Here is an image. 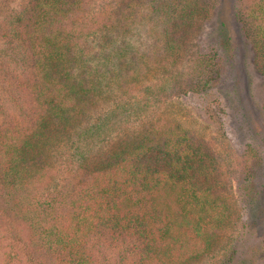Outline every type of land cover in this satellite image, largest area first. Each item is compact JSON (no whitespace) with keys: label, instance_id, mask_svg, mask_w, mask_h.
<instances>
[{"label":"trees","instance_id":"obj_1","mask_svg":"<svg viewBox=\"0 0 264 264\" xmlns=\"http://www.w3.org/2000/svg\"><path fill=\"white\" fill-rule=\"evenodd\" d=\"M13 1L0 0V96L12 107L0 113V264H107L108 250L127 264H204L233 211L214 150L179 123L111 143L110 118L93 113L158 73L177 95L212 90L226 57L185 51L212 6L22 0L14 11ZM242 1L235 18L264 74V0ZM100 138L109 147L95 154Z\"/></svg>","mask_w":264,"mask_h":264},{"label":"rangeland","instance_id":"obj_2","mask_svg":"<svg viewBox=\"0 0 264 264\" xmlns=\"http://www.w3.org/2000/svg\"><path fill=\"white\" fill-rule=\"evenodd\" d=\"M119 1L94 0L109 11ZM201 1L212 7L192 29L185 51L191 56L215 46L221 50L226 59L217 85L206 94L177 95L163 83L162 74H153L155 79L144 81L135 92L123 95L115 90L93 115L110 118L105 137L111 143L126 131L162 123H179L204 138L219 158L233 209L231 224L204 264H264V74L251 40L235 18L244 2ZM10 7L19 11L22 0H14ZM137 27L136 34L144 35L145 30ZM1 98L0 113L11 112L9 102ZM102 142L96 140L93 153L108 150L109 143ZM72 166L67 161L57 169L56 184L65 181ZM4 241L0 234L2 246L7 245ZM106 256L107 264L128 262L118 251L108 250Z\"/></svg>","mask_w":264,"mask_h":264}]
</instances>
